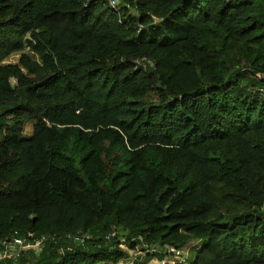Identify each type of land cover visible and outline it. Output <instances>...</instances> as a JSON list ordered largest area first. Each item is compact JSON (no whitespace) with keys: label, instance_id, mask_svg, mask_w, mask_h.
Listing matches in <instances>:
<instances>
[{"label":"trees","instance_id":"1","mask_svg":"<svg viewBox=\"0 0 264 264\" xmlns=\"http://www.w3.org/2000/svg\"><path fill=\"white\" fill-rule=\"evenodd\" d=\"M121 1L0 0V264H264V0Z\"/></svg>","mask_w":264,"mask_h":264},{"label":"built area","instance_id":"2","mask_svg":"<svg viewBox=\"0 0 264 264\" xmlns=\"http://www.w3.org/2000/svg\"><path fill=\"white\" fill-rule=\"evenodd\" d=\"M107 4L115 11L120 12L122 7H126L128 10L131 11L132 14L138 15L139 12L133 8L130 4L124 3L121 0H106ZM121 19V14H119ZM121 21V20H120ZM146 58H142L137 61L138 64L145 66ZM54 238V237H52ZM49 239V236H41L39 238H35L33 234H29L27 236L19 235L18 232H15L14 236L10 239L0 240V247H2L3 251H0V260L6 257H13L17 258L20 253L28 250L33 249L37 253L40 252ZM77 240H84V238H76ZM147 248V252H161L166 254V258L163 260L153 259L157 263L156 264H177L182 262L184 259L181 258L183 255L182 249H177L173 246H166L164 250L160 249L158 246H145ZM176 258H180L176 260ZM179 261V262H178Z\"/></svg>","mask_w":264,"mask_h":264},{"label":"rangeland","instance_id":"3","mask_svg":"<svg viewBox=\"0 0 264 264\" xmlns=\"http://www.w3.org/2000/svg\"><path fill=\"white\" fill-rule=\"evenodd\" d=\"M18 58H19L18 55H14L8 61L9 62H16L18 60ZM31 131H32V124H29L27 127V133L30 134ZM200 246H201V242L193 241V242L189 243L186 247H184L182 249L183 255L181 258H183L184 260L180 263H177V264H192V262L194 261L195 256H196L197 249ZM142 250H143V248L142 249L140 248L138 250L133 251L132 254L129 256V260H125V261L121 262L120 264H129V263H132L134 261L142 260L143 256H144V253ZM179 259L180 258H176V260H179ZM156 263L157 262L155 260L154 261L152 260L148 264H156ZM109 264H111V263H109Z\"/></svg>","mask_w":264,"mask_h":264},{"label":"water","instance_id":"4","mask_svg":"<svg viewBox=\"0 0 264 264\" xmlns=\"http://www.w3.org/2000/svg\"><path fill=\"white\" fill-rule=\"evenodd\" d=\"M157 21H158V22H160L161 20H160V19H158Z\"/></svg>","mask_w":264,"mask_h":264}]
</instances>
